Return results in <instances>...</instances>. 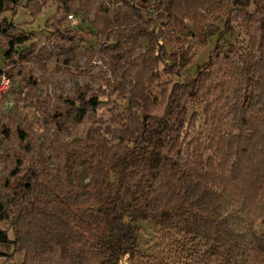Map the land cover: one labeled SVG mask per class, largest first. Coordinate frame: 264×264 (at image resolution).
<instances>
[{"label":"rangeland","instance_id":"374dc122","mask_svg":"<svg viewBox=\"0 0 264 264\" xmlns=\"http://www.w3.org/2000/svg\"><path fill=\"white\" fill-rule=\"evenodd\" d=\"M169 1L21 0L10 5L2 18L30 39L19 46L25 57L17 54L13 59L6 57L8 40L0 39V190L22 157L27 167L31 159L45 160L54 174L67 164L68 179L87 184L93 167L87 132L93 126L113 132L126 124L131 92L136 99L146 96V109L156 117L134 155L150 171L153 187L163 156L175 159L177 149L184 156L198 145L206 148V156L212 154L213 143L233 131V106L240 96L249 114L261 115L262 91L246 88L250 78L258 81L254 64L264 56V0H174V17L167 10ZM203 2L207 8L200 17L212 28L199 35L188 14L181 16L189 4ZM201 70L206 83L194 86L191 81ZM177 82L189 84L180 108L181 92L172 94ZM93 97L100 105L78 123L71 116L72 102L79 106ZM135 111L140 117L145 114L141 108ZM29 140L34 151L26 155ZM174 145V152L169 151ZM118 180L119 173H114L113 190ZM19 181V176L13 180ZM141 188L139 176L133 174L125 186L122 210L124 221L134 227V244L119 264L173 254L169 249L174 238L160 225L133 219L129 207ZM12 221L10 217L0 227L14 239ZM257 227L264 232V221ZM116 236L111 226L105 254ZM0 252V264L25 262L26 252L19 246L0 247Z\"/></svg>","mask_w":264,"mask_h":264},{"label":"trees","instance_id":"16d2710c","mask_svg":"<svg viewBox=\"0 0 264 264\" xmlns=\"http://www.w3.org/2000/svg\"><path fill=\"white\" fill-rule=\"evenodd\" d=\"M20 1L0 0V39L8 40V59L17 54L25 57L19 46L30 39L27 32L2 18L10 5ZM205 3L189 4L181 16L188 14L199 35L212 28L200 17L203 7L207 8ZM175 8L170 0L167 10L171 17ZM253 73L258 81L250 78L246 90L254 93L258 89L264 97V56L254 64ZM191 83L204 87L205 71H199ZM188 85L175 83L172 94L181 92L180 99L184 98ZM241 97L233 106V131L213 143L212 154L206 156V148L198 145L184 156L177 149L175 159L163 156L155 170V187L148 182L150 171L134 155L156 117L147 111L148 98L136 99L134 92L127 123L119 130L105 131L110 139L99 127L88 130L93 167L87 184L72 183L67 164H61L54 174L43 159H31L27 167L24 157L17 158L0 190V223L11 217L15 238L0 227V247L14 244L25 250L23 264H119L134 244V227L124 221L122 210L125 186L134 174L140 178L142 191L129 207L133 219L155 221L166 236L174 238L169 249L172 255H149L139 264H264V232L257 227L264 221V104L260 116L251 115ZM99 105L97 97L83 100L79 106L72 102L71 116L80 123ZM137 108L145 110L142 117ZM175 112L171 109L170 114ZM29 141L26 155L34 151ZM114 173H119L115 190L111 184ZM18 176L20 181L13 182ZM111 226L117 236L110 253L105 254Z\"/></svg>","mask_w":264,"mask_h":264}]
</instances>
